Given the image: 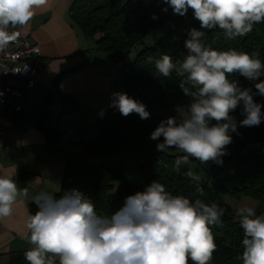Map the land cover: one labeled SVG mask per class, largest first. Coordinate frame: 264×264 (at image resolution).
Returning <instances> with one entry per match:
<instances>
[{"label":"clouds","instance_id":"obj_1","mask_svg":"<svg viewBox=\"0 0 264 264\" xmlns=\"http://www.w3.org/2000/svg\"><path fill=\"white\" fill-rule=\"evenodd\" d=\"M157 2L167 5L163 12L171 8L181 17L191 9L199 29L189 30L182 61L174 63L169 55L155 61L158 77L167 78L173 72L182 77L179 87L190 103L186 114L161 120L150 138H163L156 145L159 152L174 149L182 153L175 159L174 168L179 172L188 166L186 176L202 193V177L191 170L192 160L223 165L226 146L232 143L230 133L237 132L232 113L241 105L244 118L240 126H259L264 120L262 105L253 98L264 96V80L255 83L257 91L253 93L228 78L239 74L257 81L264 76L260 53L214 49L205 43L206 31L218 27L228 39L247 36L254 25L264 23V0ZM48 6L49 0H0V50L13 38L10 27L27 26L37 10ZM109 107L124 117L135 113L141 120L150 118L146 105L127 93H112ZM28 198L37 211L27 222V264H212L217 250L212 227L222 226L225 213L216 203L174 195L154 180L144 190L126 197L120 210L104 216L78 189L60 196L41 189L30 197L13 176L0 175V219L12 216L14 206ZM235 216L243 232L241 264H264V213L257 214L254 207L243 205L235 209Z\"/></svg>","mask_w":264,"mask_h":264},{"label":"trees","instance_id":"obj_2","mask_svg":"<svg viewBox=\"0 0 264 264\" xmlns=\"http://www.w3.org/2000/svg\"><path fill=\"white\" fill-rule=\"evenodd\" d=\"M166 6L157 0H75L70 7L73 24L94 41L96 50L105 53L114 63L121 62L116 68L123 80L124 93L144 103L150 118L141 120L135 113L124 117L113 107L104 111L101 117L103 109H97L94 121L99 127V135L91 140L73 142L80 151L71 152V156L66 157L61 190L55 195L78 189L92 200L98 214L109 216L124 206L126 197L144 190L156 180L174 195L189 197L193 202L199 198L223 207L222 226L212 227L217 245L212 264H241L243 232L238 217L224 198L239 200L242 196L248 197L257 203V214L264 213V120L259 126H240L239 121L244 118L242 105L232 113L237 120V132L230 133L232 143L226 146L223 165L205 164L210 179L208 185H201L202 193L197 192L195 182L186 176L188 166L179 172L175 170V159L182 153L174 149L172 152L157 151L156 145L163 138L152 140L151 132L161 120L176 116L172 111L176 107L187 109L190 98L179 87L182 77L175 72L167 78L158 77L155 61L164 55L171 56L174 63L182 61L187 54L184 42L189 30L199 29V22L193 18L191 9L181 17L173 14L171 8L167 13L163 12ZM154 15L156 19L152 18ZM165 24L170 26L164 36L152 47L132 55V49L142 44L145 36ZM205 43L218 50L258 51L264 62V23L254 25L250 34L236 39H228L217 27L206 31ZM228 78L237 81L241 88L252 89L253 93L257 91L255 83L264 80L261 76L257 81H250L239 74ZM253 98L262 105L264 112V96L254 95ZM127 144L125 153L117 161L89 165L83 157L85 153ZM23 173L26 175L27 172ZM28 192L31 197V191ZM24 200L34 215L36 206L30 198ZM25 251L0 254V258L7 259L5 263L0 260V264H27Z\"/></svg>","mask_w":264,"mask_h":264},{"label":"crops","instance_id":"obj_3","mask_svg":"<svg viewBox=\"0 0 264 264\" xmlns=\"http://www.w3.org/2000/svg\"><path fill=\"white\" fill-rule=\"evenodd\" d=\"M74 1L49 0V6L37 10L27 26H17L39 46L33 64L38 71L35 113L11 130L0 145V175L13 176L22 189L34 190L28 156L39 159L43 152L59 148L79 152L72 140L97 136L94 112L107 110L113 86L123 82L115 63L73 24L70 7ZM30 215L23 199L14 206L12 216L0 219V254L30 247L26 240Z\"/></svg>","mask_w":264,"mask_h":264},{"label":"built area","instance_id":"obj_4","mask_svg":"<svg viewBox=\"0 0 264 264\" xmlns=\"http://www.w3.org/2000/svg\"><path fill=\"white\" fill-rule=\"evenodd\" d=\"M12 40L0 50V145L8 140L9 132L23 120L31 118L38 71L33 65L39 46L20 33L17 27L9 28ZM116 67L121 62L115 63ZM114 92L124 93V87L113 86Z\"/></svg>","mask_w":264,"mask_h":264},{"label":"rangeland","instance_id":"obj_5","mask_svg":"<svg viewBox=\"0 0 264 264\" xmlns=\"http://www.w3.org/2000/svg\"><path fill=\"white\" fill-rule=\"evenodd\" d=\"M169 26L170 24H165L155 29L154 31L150 32L147 36H145L142 44H139L132 49V55L135 56L140 51H142L144 48L152 47L162 36H164ZM109 104H108V108H109ZM172 111L174 112L176 116H178L180 113L186 114V109L184 107H176ZM93 120H94V116H93ZM98 135H99V132L97 136ZM80 140L85 141V140H91V139H78V140H72V141L75 142V141H80ZM58 143H62V142L58 141ZM71 144L75 145L72 142ZM127 147H128V144L117 147V148L104 149L97 153H85L83 157L86 163L89 165H98L100 163L113 162V161L119 160L123 156ZM59 149L61 150H58L56 152L47 150L43 152V155L40 156L39 159H31L28 156L27 166L31 167L30 171L34 173L32 176L33 178L32 187H34V190L28 188V190L31 191L32 195H34L41 189H47V190L54 191L55 194L60 192L61 180H62V175L65 169L66 157H70L71 152H69L70 150H64L62 148H59ZM167 151L172 152L171 149ZM188 170H189V167H188ZM191 170L196 172L198 175L202 177L201 185L209 184L210 176H209V172L207 170L206 165L200 164L199 161H192ZM224 201L231 208L233 212H235L236 208L243 206V205L252 206L255 209L257 208V203L248 197L242 196L239 198V200H234V199L225 197ZM6 260L7 259L1 262L5 263Z\"/></svg>","mask_w":264,"mask_h":264}]
</instances>
